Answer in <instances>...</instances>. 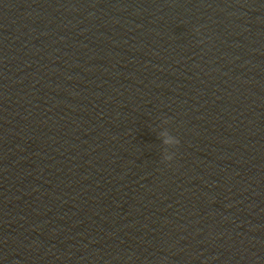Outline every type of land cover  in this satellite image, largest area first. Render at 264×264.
Wrapping results in <instances>:
<instances>
[{
	"label": "water",
	"instance_id": "obj_1",
	"mask_svg": "<svg viewBox=\"0 0 264 264\" xmlns=\"http://www.w3.org/2000/svg\"><path fill=\"white\" fill-rule=\"evenodd\" d=\"M0 264H264V0H0Z\"/></svg>",
	"mask_w": 264,
	"mask_h": 264
},
{
	"label": "clouds",
	"instance_id": "obj_2",
	"mask_svg": "<svg viewBox=\"0 0 264 264\" xmlns=\"http://www.w3.org/2000/svg\"><path fill=\"white\" fill-rule=\"evenodd\" d=\"M169 143H175L176 145H179L180 144V141H179V139H176L175 141H168ZM175 155V154H174ZM173 156H168L167 157V159L169 160V161H172L173 160Z\"/></svg>",
	"mask_w": 264,
	"mask_h": 264
}]
</instances>
